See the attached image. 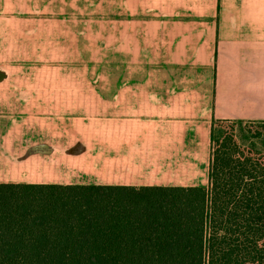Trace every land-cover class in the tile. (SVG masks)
Here are the masks:
<instances>
[{
	"label": "crops",
	"instance_id": "0c3cea01",
	"mask_svg": "<svg viewBox=\"0 0 264 264\" xmlns=\"http://www.w3.org/2000/svg\"><path fill=\"white\" fill-rule=\"evenodd\" d=\"M11 1L0 0L13 30L0 23V182L206 186L214 121L264 122V0H42L52 13L8 15ZM65 2L108 14L73 31ZM88 52L112 53L111 82L68 87L71 53ZM11 148L36 149L35 162ZM88 162L113 178L74 176Z\"/></svg>",
	"mask_w": 264,
	"mask_h": 264
},
{
	"label": "trees",
	"instance_id": "16d2710c",
	"mask_svg": "<svg viewBox=\"0 0 264 264\" xmlns=\"http://www.w3.org/2000/svg\"><path fill=\"white\" fill-rule=\"evenodd\" d=\"M236 124L206 186L0 182V264H264V152Z\"/></svg>",
	"mask_w": 264,
	"mask_h": 264
},
{
	"label": "rangeland",
	"instance_id": "374dc122",
	"mask_svg": "<svg viewBox=\"0 0 264 264\" xmlns=\"http://www.w3.org/2000/svg\"><path fill=\"white\" fill-rule=\"evenodd\" d=\"M39 1H42V0H34V1H32V0H12L11 4H9L10 2L4 3V5H3L4 11L8 15L9 14H16V13H20V12L25 13L27 15L28 14L34 15L37 13L45 14L48 12L52 13V12H50L52 9L49 5L48 6L50 8H43L44 6H47V5H40V3L42 4V2H39ZM20 2H22V3H20ZM33 2H35L36 4H32ZM58 7L60 9L65 10L64 13L67 15L66 17H70V19H68V18L67 19H68V22L72 23V24H70V27H73V31H76L75 29H78L80 27L85 26V23H84V21L86 20L85 18L91 13H92L91 15H93V16L94 15L105 16L106 14H108L106 12H103L104 8H99L98 10H96L95 8L89 7V11H87V10H85L87 5H79L78 3H75V2H69V3L65 2L62 5H57L56 8H58ZM84 10H85V12H84ZM24 18L26 19V16H24ZM111 18H112V16H111ZM8 19H9V17H6V18L4 17L3 20L0 21V23L2 26H5L6 33L11 34L13 31L10 28L12 26V20H8ZM25 19L22 23L28 22ZM87 20H88V18H87ZM103 25H104L103 23L98 24L99 31L104 30ZM30 26L34 27V23H32V21L30 23ZM21 27L25 28V25L22 24ZM5 29L0 28V35L5 33ZM51 55L53 57H55V59H56V57L62 58L61 53H57V55H55V53H52ZM71 55H72V58H71L72 61L70 62L71 63L70 67L67 69H63V71L67 70L68 74H69L68 78H67L68 79V87L78 88L77 90H79V88L83 87V85L88 86V87H90L91 85L94 86V84H90V82H92V81H98L101 83L111 82L112 74H113V71H112V53L111 52H109V53H91V52H88V53H71ZM6 59L10 60L11 57H7ZM58 70H59V68L58 69H54V68L53 69H48V68L41 69L43 75H53V76L57 73ZM12 71L13 70L10 69L11 73H12ZM58 72H60V71H58ZM99 75L102 76L103 80H95V79H101L99 77ZM90 80H92V81H90ZM74 102H78V101H74ZM0 119H1V117H0ZM2 119H6V118H2ZM92 129L95 130L97 128H91L90 130H92ZM235 136L241 145H244V146L253 145L258 150L264 152V122L249 121V122H244V123H241V122L237 123L236 128H235ZM105 142H107V139ZM109 150H111L109 147H106L103 149L100 148V150H99L100 152L98 155L102 156L104 153H106ZM33 151L36 153L37 150L36 149H24V148L23 149L22 148H17V149L11 148L10 149V153H12V155L18 157L19 155L21 156V153H22V156L23 155L25 156L26 161L31 162V163L33 161L35 162V160H36V158H35L36 155ZM98 155L96 153V155H94V156L97 157V159H98ZM211 156H212V150H211ZM106 159L108 161V158H106ZM88 160H89V158H88ZM92 161L94 162L95 158H92ZM84 167H81V172H80V168H79V171L73 168L74 169V176L76 174H78L80 176L99 175V176H105V177L110 178L113 175L112 172H107L106 170L102 171V170H100L101 169L100 166L95 167L91 163H89V165L84 166ZM92 168H94V170H91ZM134 170H136L135 166H134ZM130 174H132L136 177V172H131ZM132 180L134 182H138V183L155 182V180L153 178H150V179L133 178ZM158 181L159 180H157L156 182H158ZM208 184H209V179H208Z\"/></svg>",
	"mask_w": 264,
	"mask_h": 264
}]
</instances>
